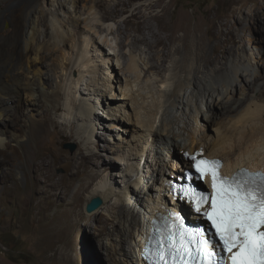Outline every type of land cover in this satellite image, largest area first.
<instances>
[{"label": "rangeland", "instance_id": "1", "mask_svg": "<svg viewBox=\"0 0 264 264\" xmlns=\"http://www.w3.org/2000/svg\"><path fill=\"white\" fill-rule=\"evenodd\" d=\"M125 1L126 4L119 3V0H53V4L51 2H45V0H38L37 2L39 12L45 11V15L36 13L31 17L36 20L35 23L37 27L46 26L55 10H57V13H60L62 19H72L74 25L70 26L69 32H73L74 35L77 34L78 38L81 37L76 52H74L73 63H75V69L70 74L66 89H64L63 95L59 100L60 105L63 106V110L57 111L52 108L49 103L41 99L39 93L40 113L42 117H44L39 132L41 133L43 129L49 127L53 123L52 121L48 124L45 122L44 111L47 110L46 107L50 106L52 108L50 110V119L55 118L59 123L58 126H55L54 130L49 129L55 132L59 129H63L62 124L66 121L65 118H71L73 111L74 114L77 110L82 111L81 105L87 102L89 108L96 109L98 112L96 116L100 119H95L93 125L97 128L96 133H94L92 139H88L91 150L98 156L87 161L84 165L74 168L72 164L75 163V158L78 156L80 140L78 135L73 138L68 136L69 128L63 129L64 135H60L55 144H51L49 135H44L43 139L45 141L43 144L40 143L39 137L31 139L30 141H28L29 139L25 140L24 149L14 143L8 150L10 151V157L17 159L14 164L15 167H11L4 161L0 151V163H3V165L0 164V264H126V262L121 259H125V255L115 254L108 250V246H113L108 245V242L111 241V237L117 238V236H110L107 230L104 231L103 222L112 215L111 212L107 210L109 204L113 202L122 203V200H120L121 196H126L128 194L133 197L135 195L129 187V183L127 182L128 178L120 177L124 167H122V165H120V167H113L112 165L115 162L114 158H117L119 153L123 154V150H126L124 148L127 147V143H130L129 141L132 139V136L134 134L140 136V131L137 125H135L137 120L134 114H132L131 124L129 122L123 123L117 119H112V116L107 119L105 117L103 118V114H99L102 109L98 102V96L94 94L75 95V86L80 82V87L89 92V86L92 88L103 87L106 89V86L103 84H106L107 80H110V87L108 86V88L109 90L113 88L114 92L113 94L108 93V98H110L108 99V105L110 107L105 115H108L111 109H116L117 111L120 103L124 101L118 98H123V91H126L127 88V90H130L131 84L135 86L137 94L138 92L144 94L143 99L152 109L157 107L159 101L165 100L161 92V84H179L182 82L185 85L184 90L188 89L189 93H191L194 88L188 87L192 75L191 72L184 71L183 67L185 64L191 63L192 55L185 49L181 38L187 35V29H189L190 36H188V42L196 38L195 50L199 43L204 41L210 45L208 52L213 54L214 46L217 43L214 35L220 32L219 25L221 23H229L227 14L235 5L229 6L228 0ZM257 1L262 2L264 0ZM60 5H66L70 7V10L64 6L61 7L60 11ZM13 6V0L6 1L5 3H0V10L4 12L10 11ZM255 7L256 6L252 2H249L247 10H253ZM107 12H109V14ZM154 15L163 19L164 27L160 26L158 19L152 17ZM236 20L242 23V26H237L238 29H236V35L241 38L244 34L243 27L246 28V25L249 23L247 22L246 11L239 13L237 18L232 21L237 22ZM137 23H142L141 27H138ZM149 23L154 25L157 32L160 28L165 37L171 36L173 39L175 38L174 46L178 47L179 51L173 53L167 63L171 68H165L160 71L155 69L148 70V63L151 64L152 62L153 51L149 50L144 44L141 45V49L139 50H133L131 46L128 45L135 35L140 36L143 32L145 34L146 27ZM118 27L121 28V32H113V30H116ZM223 30H226V28H223ZM256 33L258 34L257 26L253 24L252 29L248 31L251 42L247 45L246 50H238L240 57L236 59L237 61H242L240 64L248 68L251 67L250 69L253 70H259L261 73V70H264V44L258 42ZM52 35V30L43 32L41 34V42L44 40L48 41L51 39ZM86 39L90 42L88 47L89 52H85L83 58L82 54L84 49H86ZM107 53H110V55ZM89 58L92 60L87 63V59ZM119 58L120 64L118 61ZM233 59L234 57L231 58L228 65L229 71L232 74L233 66L231 67V63H233ZM36 62L37 60L35 58L31 59V63ZM131 63L135 64V67H139L140 69L136 68L137 72L128 71L127 67ZM41 65V68H43L44 65ZM177 65H179V67H177ZM237 65L238 63H235L234 67ZM226 70L227 69L220 73V76L224 74L225 80L228 77ZM17 74L22 75L25 79L33 78L36 83H38L40 77H42L37 73H29L24 67L18 69ZM43 76L52 88V82L54 81L52 80L51 72L46 70V72H43ZM201 76H204V78L200 84L205 86H209L210 83L216 82L224 84L223 80L214 76L212 66H204ZM130 77L132 78L131 80ZM261 78H263V76ZM252 81H254V77L250 75L248 77V82ZM134 82H136L139 88ZM129 83L130 85H128ZM263 83L264 79H261L260 84L256 86L254 91L250 92L251 94L246 103L244 102L240 106L236 105L238 109L225 115L224 118L227 119L226 121L223 120L221 125L211 124V129H209L208 126H202L204 131L200 132H203V134L207 132L205 136L207 137L208 144L212 143L214 148L219 149V146L213 143L220 137L218 136L219 131H217V127L219 126V129L220 126L222 127L228 122V126H225L230 130L225 127L222 128L226 129L225 131L227 133L229 131V133L227 134L225 131H223V133L224 135L227 134V136H235L233 137L235 140L230 138L231 136L228 137L230 139L229 142L233 145L241 147L242 151L247 150V148L250 149L252 144L254 145L255 143L257 146H254L255 148L258 147L259 151L261 148H264L261 147V145L259 146L260 139L253 140L254 142L248 141L252 143H250L251 145L246 142L240 143L242 142L240 137L241 140L238 139L237 141L238 136H242L241 131H244V125L247 126L246 128L251 129V127H248L251 123L247 122L244 125H242V123L238 125V119L237 121H232L235 120L236 116L240 118L242 116L241 114L246 112V108H253L256 103H258L259 106L261 105V108H264V99L257 97V93L260 91L261 84ZM238 91H240V89H238ZM236 94L238 96L240 95L239 92ZM88 97H92V99L87 101L86 99ZM73 98L81 104L78 108H75L72 104ZM199 99L202 98L197 90L189 96V102L193 107L197 104ZM32 100L35 101V98L24 96V110L26 116L23 117V122L29 121L32 117L28 109V104H30ZM244 108L246 110H244ZM127 111L131 110L127 109ZM34 115H36V119H41L38 112ZM231 115H234V119H232ZM227 116L231 118L228 119ZM11 118L14 121L13 116H11ZM229 120L231 122H229ZM86 121L87 120H78L77 126L83 129L87 124ZM199 121L198 128L200 129V124L203 125L201 116L199 117ZM256 121L255 123H257V125H262L261 127L264 128V119H257ZM232 122L235 123L236 127L231 125L234 124ZM229 125L236 129L240 128V130H236L238 136L232 134L233 132L235 133V129L230 128ZM14 126L8 129H14ZM115 127H121L124 132L123 130L113 129ZM222 128H220L221 131L223 130ZM246 128L245 130H248ZM221 133L222 132H220V134ZM263 142L264 141L260 142L262 146H264ZM70 144L75 145L76 148L72 150L68 147ZM227 146H229V144ZM207 147L209 148V146ZM243 148L246 149L243 150ZM255 148L252 147L251 149L257 150ZM262 151L263 149L261 152ZM25 155L28 156V162L26 161ZM247 158L246 156V159ZM20 164H22L21 167H19ZM37 164L46 168L40 167L37 171L33 170L31 167ZM142 165L140 168H134L135 178H138V180L141 179V181L147 185L148 179L145 175L149 174L147 173V167L145 168V166ZM168 168H170L168 169L170 173L173 170L171 163ZM4 171H6L7 174H5ZM18 172L20 173V177H18ZM77 172H79V175L75 176V174H78ZM49 173L54 176L52 180L63 179L69 184L70 192L68 195H59L55 193ZM95 177L97 178L96 184L104 179H108L117 190L118 195L114 196L110 201L105 200L103 196H95L102 197L104 203L100 208L89 213L87 212L86 206L95 198L93 197L88 200V196L91 195L93 190L82 192L80 195H76V193L79 191L83 182L91 181ZM146 191L150 192V190ZM142 198L148 199L149 196L143 193ZM111 226L112 223L109 222L108 227L110 228ZM105 227L108 229L107 226ZM114 241L117 243L116 240ZM113 247L115 248L117 246Z\"/></svg>", "mask_w": 264, "mask_h": 264}, {"label": "bare ground", "instance_id": "2", "mask_svg": "<svg viewBox=\"0 0 264 264\" xmlns=\"http://www.w3.org/2000/svg\"><path fill=\"white\" fill-rule=\"evenodd\" d=\"M6 1L10 0H0V3H5ZM13 1L14 6L10 11L4 12L0 10L1 154L8 165L15 167L14 164L17 159L11 158L10 151L8 150L14 143L24 149L25 140L29 139L28 141H30L31 139L39 137L40 143L43 144L45 141L43 139L44 135H49L51 144H55L59 139V136L64 135V130L69 128L68 136L73 138L78 135L80 140L79 153L75 158V163L72 164L74 168H78L79 166L84 165L87 161L98 156L91 150L90 142L88 141V139H92L94 133H96L97 128L93 124L95 119L100 120L99 117L96 116L98 115V112L95 108H89L87 102L81 105L73 98L72 104L74 107L78 108L79 105H81L82 111L77 110L75 114L73 111V117L65 118L66 121L62 124L64 130L59 129L52 132L50 130H54L55 126H58L59 123L55 118L50 119V110L52 108L57 111L63 110V106L60 105L59 100L63 95L62 93L64 89H66L67 80H69L70 74L75 69V63H73L74 52H76L81 37L78 38L77 34L74 35L73 32H69L70 26L74 25L72 19H62L60 13H57V10H55L46 26L37 27L35 23L36 20L31 17L36 13L45 15V11L39 12L37 7L38 0ZM228 1L229 6L235 5V7L227 14L229 23H221L219 25L220 32L217 35H214L217 43L214 46L213 54L208 52L210 45L204 41H201L195 50L196 38H193L188 42V36H190L189 29H187V35L181 38L185 49L192 55L191 63L185 64L183 67L184 71H189L192 75L188 87L194 88L191 93H189L188 89L184 90L185 85L182 82L179 84L165 82L167 83L166 85L161 84V92L165 100L163 99L162 101H159L157 107L152 109L143 99L144 94L141 92H138L137 94L135 86L131 84L130 90H127V88L126 91H123V98H118L124 101L120 103L117 111L116 109H111L108 115H105L110 107L108 105V99H110L108 98V93L113 94L114 92L113 88L110 90L108 88L110 80L106 79V84H103L106 86V89L103 87L92 88L89 86V92L80 87V82L75 86V95L94 94L98 96V102L102 109L101 112H103H99V114H103V118L105 117L107 119L112 116V119H117L123 123H130L133 117L132 114H134L138 122H136L135 125H137L138 130L140 131V136L132 134L133 136L129 141L130 143H127L126 141L128 144L126 145L127 147L124 148L126 150H123V154L119 153V156L114 158L115 162L112 165L113 167H120V165L124 167L121 171L120 177L128 178L127 182L129 183V187L135 195L133 197L128 194L126 196H121L122 198L120 197V200H122V203L113 202L109 204L107 210L111 212L112 215L108 217L109 219H106L103 222V230H107L110 236H117V238L111 237V241L108 242V245L117 247L114 248L113 246H108V250L115 254H121L122 256L125 255V259H121H123L126 264H146L142 258V247L150 229L149 225L151 217L157 211L162 210L164 206H170L176 203L179 205L178 202L171 200V196L168 195L166 188L164 187V181L168 177L170 178L171 174H175L182 170L183 165L188 162L182 153L183 151H190L193 153L197 149L203 147L206 155L222 157L225 160L224 169L227 174H232L238 168L245 166L243 164H252L254 166L264 165V148H261V150L263 149L261 152V150H258V147L255 148L254 145H256V143L253 145L250 142L252 147L257 150L251 149L252 147H250V149L247 148V150H245L246 148H243L245 151H242L241 147L229 142L230 139L228 137L231 136L230 138L233 139L235 136H227L229 131L228 133L225 131L228 129L225 125H227L228 122L222 126L226 129H223L220 126V128L223 129L222 131L220 128L218 129L219 126L217 127V131H219L218 133H222L220 135L218 134L220 137L213 143L219 146V149L214 148L212 143H207V137L205 136L207 132H204V134L203 132H200L204 131L202 126H208V128L211 129V124L221 125L223 120L226 121L227 118H224L225 115L238 109L236 105L240 106L244 102L246 103L251 94L250 92L254 91L256 86L260 84L261 79H264V70H261L260 73L259 70H253L250 69L251 67L248 68L243 64H240L242 61H237L236 59L240 57L238 50H246L247 45L251 42L248 31L252 29L253 24L257 26L258 34L256 33V38L258 42L264 44V1ZM45 2H51L53 4V0H45ZM249 2H252L256 6L255 9L247 10ZM119 3L126 4V1L119 0ZM64 6L70 10V7L60 5V11L61 7ZM245 11L248 19L247 22L249 23L246 25V28L243 27L244 34L239 38L236 35V29H238L237 26H242V23L238 20H236L237 22H233L232 20L236 19L239 13ZM107 13L109 14V12ZM152 17L158 19L160 26L164 27L163 19L161 17L155 15ZM137 25L138 27H141L142 23H137ZM223 28H226V30H223ZM48 30H52L53 35L51 36V39L41 42V34ZM155 31L156 29L154 25L149 23L146 27L145 34L143 32L140 36L135 35L128 45L131 46V49L133 50L141 49L142 44L146 45L149 50L153 51L152 62L151 64L148 63V70L155 69L160 71L165 68H171L167 63L169 62L171 55L178 52L179 49L174 46L175 38L173 39L171 36L165 37L160 28L158 32ZM113 32L120 33L121 28L118 27L116 30H113ZM89 44V40L86 39V49H84L82 54L83 58L85 52L87 53L88 51ZM107 54L110 55V53ZM232 57H234L233 63H231V67L233 66V74L230 73L228 66ZM32 58H35L37 62L31 63ZM91 60V58L87 59V63L91 62ZM118 61L120 64V58ZM235 63H238V65L234 67ZM41 64L44 65L43 68H41ZM135 66V64L131 63L127 67V70L137 72L139 67L137 68ZM204 66H212L214 76L223 80L224 84L218 82L210 83L209 86L200 84L204 78V76H201ZM23 67L25 70L29 71V73H37L42 76L38 83H36L33 78L25 79L22 75L17 74V70ZM177 67H179V65H177ZM225 69H227L226 74L228 76L226 80L224 79V74L220 76V73ZM46 70L51 72L52 80L54 81L52 82V88L43 76V72H46ZM250 75L254 77V81L252 82H248V77ZM262 76L263 78H261ZM131 79L132 78L130 77V80ZM134 83L136 84V82ZM128 85H130V83ZM238 89H240V91H238ZM196 90L201 94L202 99H199L197 104L193 107L189 102V96L195 93ZM238 92L240 93L239 96L236 94ZM39 93L41 99L49 103L52 107L45 106L47 108V110L44 111L45 122L46 124L51 121L53 122L52 125L43 129L41 133L39 131L41 123L44 121V117H42V114L40 113ZM25 95L29 98H35V101L32 100V102L28 104V109L32 114V117L27 122H23V117L26 116L24 110ZM257 97L264 99V83L261 84ZM91 99L92 97H88L86 100L88 101ZM248 108H246L247 110L244 108L246 112L244 111L245 113L241 114L242 116L240 118L236 116L235 120L232 121H237L238 119V125L241 123L244 125L247 122H250L251 125L248 127H251V129L246 128L247 126L244 125L248 130L243 128L244 131H241L242 136H238L236 130H240V128L236 129L229 125L230 128L235 129V133L233 132L234 130L232 131L233 133H231L238 136L237 141L238 139H242V142L239 141L240 143H249L248 141L260 139L259 146L261 145V147H264L260 144V142L264 141V128L261 127L262 125L259 126L255 123L257 119H264V108H261V105L259 106L258 103L254 104L253 108ZM127 109L131 111H127ZM36 112L39 113L41 119H36L35 116L37 114L34 115ZM11 116H13L15 123ZM200 116L203 125L200 124L201 127L199 129ZM229 116H227L228 119L231 118ZM80 119L87 120V124L83 129L77 126V121ZM232 119H234V115L232 116ZM229 122L231 121L229 120ZM231 125L235 126V123ZM12 126H14V129H8ZM113 129H119L120 131L123 130L121 127H115ZM223 131L227 134L224 135ZM237 132L240 133L239 131ZM233 140H235V138ZM228 144L229 146H227ZM207 146H209V148ZM246 156L248 157L247 159ZM25 158L28 162L27 155H25ZM170 163L171 167L173 166V170L169 173L168 169L170 168L168 167H170ZM0 164L3 165V163ZM142 164L145 168L147 167V173L149 174L145 175L148 179L147 185H145L141 179L138 180V178H135L134 168H140ZM250 165L247 166L253 168ZM21 166L22 164L19 165V167ZM40 167L46 168L38 164L31 168L37 171ZM4 173L7 174L6 171H4ZM77 173L78 174H75V176L79 175V172ZM18 175V177H20L19 172ZM49 175L52 180L54 178L53 174L49 173ZM96 179L97 178L95 177L91 181L83 182L76 195L93 190L91 195L88 196V200L100 195L103 196L105 200L109 201L114 196L118 195L117 190L108 179H104L97 184ZM52 187L55 193L59 195H68L70 192L69 184L63 179L52 180ZM146 190H150V192H147ZM143 193L147 194L149 198L143 199ZM109 222L112 223L110 228L108 227ZM105 226H107L108 229H106ZM114 240H116L117 243Z\"/></svg>", "mask_w": 264, "mask_h": 264}, {"label": "snow or ice", "instance_id": "3", "mask_svg": "<svg viewBox=\"0 0 264 264\" xmlns=\"http://www.w3.org/2000/svg\"><path fill=\"white\" fill-rule=\"evenodd\" d=\"M199 157V158H198ZM197 178L211 179V193L186 185L173 192L205 218L209 229L187 226L176 213L154 226L144 252L151 264H264V173L241 169L231 177L220 174L219 159L191 157Z\"/></svg>", "mask_w": 264, "mask_h": 264}, {"label": "water", "instance_id": "4", "mask_svg": "<svg viewBox=\"0 0 264 264\" xmlns=\"http://www.w3.org/2000/svg\"><path fill=\"white\" fill-rule=\"evenodd\" d=\"M68 147H70L72 150H74L76 148L75 145H68ZM104 203V200L102 197L98 196L93 198L86 206L87 212L92 213L95 210H97L98 208H100Z\"/></svg>", "mask_w": 264, "mask_h": 264}, {"label": "flooded vegetation", "instance_id": "5", "mask_svg": "<svg viewBox=\"0 0 264 264\" xmlns=\"http://www.w3.org/2000/svg\"><path fill=\"white\" fill-rule=\"evenodd\" d=\"M243 165H250V164H243ZM250 166H252L253 168H264V165L254 166V165L251 164Z\"/></svg>", "mask_w": 264, "mask_h": 264}, {"label": "clouds", "instance_id": "6", "mask_svg": "<svg viewBox=\"0 0 264 264\" xmlns=\"http://www.w3.org/2000/svg\"><path fill=\"white\" fill-rule=\"evenodd\" d=\"M187 164H188V166H189V165H190V161H188V162H187ZM180 171H183V169H182V170H180Z\"/></svg>", "mask_w": 264, "mask_h": 264}]
</instances>
